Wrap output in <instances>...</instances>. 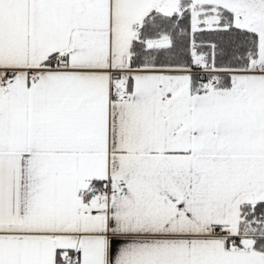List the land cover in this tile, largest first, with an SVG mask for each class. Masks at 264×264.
Here are the masks:
<instances>
[{"label":"snow or ice","instance_id":"snow-or-ice-1","mask_svg":"<svg viewBox=\"0 0 264 264\" xmlns=\"http://www.w3.org/2000/svg\"><path fill=\"white\" fill-rule=\"evenodd\" d=\"M0 264H264V0H0Z\"/></svg>","mask_w":264,"mask_h":264}]
</instances>
